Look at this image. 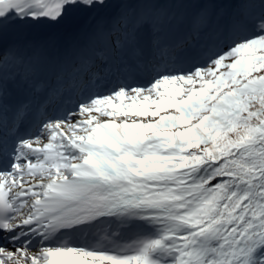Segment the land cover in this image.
<instances>
[{
	"label": "snow or ice",
	"instance_id": "1",
	"mask_svg": "<svg viewBox=\"0 0 264 264\" xmlns=\"http://www.w3.org/2000/svg\"><path fill=\"white\" fill-rule=\"evenodd\" d=\"M114 6V79L49 114L61 79L10 28ZM177 7L202 45L169 40ZM224 7L0 0V264H264V0Z\"/></svg>",
	"mask_w": 264,
	"mask_h": 264
},
{
	"label": "bare ground",
	"instance_id": "2",
	"mask_svg": "<svg viewBox=\"0 0 264 264\" xmlns=\"http://www.w3.org/2000/svg\"><path fill=\"white\" fill-rule=\"evenodd\" d=\"M115 11H116V9L114 6L112 9L106 10L104 13H102L100 16H98L95 20H92L90 18H83V19L78 20L77 22H75L71 26L65 25V26H58V27L53 28V27H49L48 25H45V24H35L34 22L29 21L26 24L18 25V28H20V32H22L24 35L48 34V35H50V37H55V38H59L65 32H70V33L75 34V36L78 38V42L81 43L84 40L80 39V37L89 33L94 28V26L98 20L102 19L105 23H109V20H111V16L115 13ZM105 16H106V18H105ZM180 30H182V28H180L179 31H177V32H180ZM171 32L173 33L174 31H171ZM100 36H103V34H100ZM87 39H88V37L86 38V40ZM106 45H107V47H106L107 49L110 48L109 39H108V43ZM104 59L105 60L102 62L101 66L107 65L110 62L108 60V58L104 57ZM98 71H99V69L96 71V73ZM104 73H105V71H102V74H104ZM85 74H87V72ZM93 78L95 79V76ZM77 79L80 80L79 76L76 74V75H73L70 78H68V80H73V82L61 83V92L65 93V94H69V95L74 94L73 95V98H74L76 95L79 94L78 91H80L81 88L88 89V86H85V84L80 83V81H77ZM112 79H114V76H113V78H110V80H112ZM102 81H104V79H102ZM76 88H79V89H76ZM60 99H61L60 97H56V101H60ZM65 100H67V99H64V101Z\"/></svg>",
	"mask_w": 264,
	"mask_h": 264
},
{
	"label": "rangeland",
	"instance_id": "3",
	"mask_svg": "<svg viewBox=\"0 0 264 264\" xmlns=\"http://www.w3.org/2000/svg\"><path fill=\"white\" fill-rule=\"evenodd\" d=\"M183 3L185 4H190L192 2V0H182ZM208 6H211L213 4H222L224 5V9L223 11L225 13H230L233 10V7L235 6V0H206ZM172 13L177 17L178 20V25L175 27V29L180 26L182 23L188 22L190 24L191 21V15H192V11L193 9L190 7H177L171 10ZM107 16V15H106ZM105 16V18H106ZM189 27V26H188ZM190 29V27H189ZM191 35V38L189 40V44H195V47L199 44L202 45L207 37L203 36V35H199L197 34L192 28L191 31L189 32ZM100 37V35H99ZM103 39H105L106 42H108V35L103 34V36H101ZM100 48H102L101 46H99ZM105 52H109V48L105 51ZM129 235H131V233H129Z\"/></svg>",
	"mask_w": 264,
	"mask_h": 264
}]
</instances>
